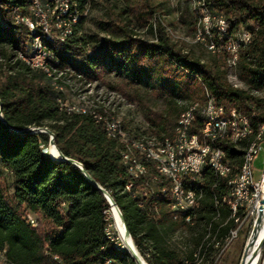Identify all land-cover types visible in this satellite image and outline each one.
Wrapping results in <instances>:
<instances>
[{
	"label": "trees",
	"instance_id": "trees-1",
	"mask_svg": "<svg viewBox=\"0 0 264 264\" xmlns=\"http://www.w3.org/2000/svg\"><path fill=\"white\" fill-rule=\"evenodd\" d=\"M197 1V7L189 6L188 10L186 5L184 11L193 18L190 20L193 32L201 31L202 38L216 45V54L202 58L177 45L155 15L161 7L157 0H124V5L116 11L115 5H107L104 16L98 20L104 32L102 37L83 31L86 12L94 0H69L70 10H77V21L72 24V34L64 41H47L58 58L52 69L69 67L89 79L97 77L99 69L102 73H124L123 92L137 101L142 99L137 87L143 84L168 94L169 101L164 108H148L145 112L151 135L129 127L133 135L159 140L171 138L179 114L193 104L196 108L192 133L198 134L209 96L215 106L220 104L222 110H229L221 116H227L232 110L248 116L252 128L249 139L260 133L262 140L264 0ZM41 2L47 8L54 5V0ZM14 9L23 15H32L30 0H0V58L4 60L0 62V250L5 261L8 264H96L108 259L110 264H137L129 251L115 242V232L107 230L112 221L103 193L77 165L55 157L50 147V155L45 151L48 133L11 129L33 126L48 128L60 151L78 160L110 193L136 248L148 264H211L212 245L208 242L200 244V260L196 261L194 250L180 256L166 241L173 231L192 228L200 222L207 224L218 239L237 226L229 208L232 198L228 192V176L218 175L205 165L201 180L186 182L187 189L199 195L197 206L190 211L193 223L174 219L169 179L159 175L149 182L150 175L155 173L150 163H146L147 174L138 179L130 176L121 161L122 142L109 137L102 122L91 112L68 111L67 104L61 106L60 94L50 85L44 70L32 69L21 58H14L18 51L21 56L25 54L29 40L27 26L14 21ZM201 9L213 16L221 15L226 30L221 32L211 24L206 31L199 20ZM132 20L147 26L153 38L138 37L130 26ZM241 30H248L250 36L240 44L233 65L235 76L244 84L237 86L227 78L229 51L225 43ZM177 97L188 98L189 102L177 105L173 100ZM94 111L102 113L101 109L94 108ZM245 144L246 139L215 141L225 151L233 174L239 169ZM7 173L11 175V192L7 189ZM145 182H148L147 187L143 186L145 193L144 190L133 192L135 186ZM28 212L34 215L35 225L28 221ZM237 215L242 216V211L238 210Z\"/></svg>",
	"mask_w": 264,
	"mask_h": 264
},
{
	"label": "bare ground",
	"instance_id": "bare-ground-1",
	"mask_svg": "<svg viewBox=\"0 0 264 264\" xmlns=\"http://www.w3.org/2000/svg\"><path fill=\"white\" fill-rule=\"evenodd\" d=\"M59 1L64 2V0ZM69 5L71 6L69 0H65V4L63 5V7H60L55 11L57 12L55 21L56 23L59 22V24L62 23V31H64L60 33V38H55V36L48 34V32L42 31V29H40L39 27V24H32V26L28 27L29 48L27 52H25V54H23L21 57L31 67L42 69L45 72H49V70L53 67L52 64H56L58 62V58L55 56L53 50L48 46L47 41L52 42L56 40V42H62L72 34V24L77 21L78 13L75 8L70 10ZM32 7H34L37 12L43 13L42 8H44V5L42 4L41 0H30V10L32 14L30 16H33ZM17 11L18 10L16 9L13 10V18L15 19V21L22 22L27 25V17L29 15H23L20 12H18L17 14ZM205 11L206 12L204 14L200 15L199 20L202 21L203 27L206 31L209 29L208 27L210 26V24H214L218 29V27H221L222 23L225 22L224 18L221 15L210 16L209 12H207V10ZM210 21L211 23H209ZM42 23L46 24L47 28H51V26H49V24L47 23V19L45 18L44 13L42 15ZM249 36L250 34L248 31L241 30L235 36V38H228L227 50L229 51L230 55L229 68L235 64L237 50L240 44L242 42H245L249 38ZM208 47L211 50L215 49V45L213 44L208 43ZM36 53L42 55L37 56L36 61L30 60V58H28V56H34ZM58 101L60 102L61 106L64 105L60 99H58ZM66 108L68 111H78L84 113L88 111L91 112L95 118L102 122V126L104 127V130L109 137L117 138L122 142L123 150L121 161L126 171L134 179H138L143 175L147 174L146 163L152 164L153 168L155 169V173L151 174L149 177V182L155 181L159 175L165 176V178L169 179V188L171 193L170 207L172 211V217L174 219H181L182 217L180 216L179 208H173L172 202L178 201V199L180 202L190 201L191 209H189V216H191V218L190 221H188L187 223H193V216L191 215L190 211L192 212V210L195 209V207L197 206L199 195H197L193 191L188 190L186 187V182H198L199 179H197L196 174H200V168H203L205 165L209 166L218 175L228 176V192L230 197L232 198L229 208L231 211V216H233L235 221L239 218V215H237L238 210L242 211V215L247 214L249 210H251L253 206L254 197L257 196L258 193V185H256V181H249L245 183V189L242 191L241 194V202H237V193H235V185L241 184L242 179L245 177L254 176L253 167H250L252 161V154L255 153V147L260 144L259 142L261 140L260 133L254 138L249 139L251 136L252 128L250 120L245 114L236 112L234 110L230 111L227 116H221V114H218V121L224 122V124H221V127L209 128L208 132H205V136H199L202 135L203 130L207 124V113H214L215 109L217 108V106H215V104L213 103L212 98L208 96L202 111V127L198 134L192 133V137H198V143H205L207 145H210L211 149L206 151V148L204 147H195L196 158H192V152L190 150H186V145L181 144V139H184L186 137L188 131L191 128L194 119V110L196 108L195 104L189 106L179 114L173 128V136L171 138L165 137L160 140L154 137L133 135L132 131L126 126H124L120 118L106 110V108L102 109V113L95 112L94 108L92 110L89 107V109H86L85 107H81L74 103L67 105ZM220 110H222L221 107ZM226 138L232 142H238L244 139L247 140V144H245L243 148L239 169L235 174H233L232 172L233 168L229 162V159L225 157V151L218 145H215L216 140ZM48 147L51 148L52 154L55 157L60 158L59 152L54 144H50ZM220 151L223 152L221 153ZM175 153L182 154L183 157L181 163L177 164V174H175V170H173L172 164L168 161L172 159V156ZM222 160H226V165H222ZM189 164H191L193 173H188ZM180 177H182L181 180ZM261 182L260 199L264 198V178L261 179ZM143 186L147 187L148 182H145ZM131 187L132 184L129 183L127 185V188L130 189ZM162 192H165V189H162ZM110 213L113 219V224L119 236L125 238L129 243L127 250L135 251L140 255L133 239L125 233L124 224L118 210L114 206L110 207ZM235 229V227L230 228L227 234H225V236H223L220 240L216 241V244L225 242L227 245V242L229 240V234H233ZM263 236L264 202L263 209L260 215V221L257 224V228L254 233V240L249 243V245H246L240 264H256V260L258 257V249L263 239ZM143 264L148 263L144 260Z\"/></svg>",
	"mask_w": 264,
	"mask_h": 264
},
{
	"label": "rangeland",
	"instance_id": "rangeland-1",
	"mask_svg": "<svg viewBox=\"0 0 264 264\" xmlns=\"http://www.w3.org/2000/svg\"><path fill=\"white\" fill-rule=\"evenodd\" d=\"M157 2L161 3V7L157 10L155 15L165 24L167 33L171 39L177 43V45L193 54L201 55L202 58H207L212 54H216V49L211 50L208 47L209 42L201 37V31L197 30L195 33L193 32L190 23V20L193 18L189 12L184 11V7L186 5L188 6V10L189 6L192 9L197 7L199 4L197 0H157ZM110 4L112 6H116L114 9L116 11L124 5V0H94L92 6L86 12V19L83 22L84 32L93 36L102 37L104 32L99 28L98 20L102 19L104 16L105 7ZM60 5V1L57 0L54 1L53 6H50L49 8H42L49 26L58 30L62 28V23H56L55 20L57 12L55 11L56 9L60 8ZM199 12L204 14L206 11L201 9ZM209 14L210 16H213V14ZM129 22L130 26L134 29L138 37L144 40L153 38V35L148 31L147 26H141L133 20ZM209 23H211V21ZM198 39L201 42H195ZM53 42H56V40ZM27 50L28 49H26V52ZM217 56L219 55L217 54ZM17 57L24 60L21 57L19 51L16 53V55L14 53V58ZM0 62H4V60L0 58ZM226 63L228 64V80L237 86H244V84L235 76L233 66L229 68V57ZM31 68L42 71L38 68ZM45 75L50 85L59 92L60 100L63 104L69 105L74 103L81 107H85L86 109L90 108L91 110L93 108L101 110L106 108V110L118 116L124 126H126L128 129L132 128L135 131L145 133L146 135H151V127L149 126V122L145 117L146 110L148 108L155 110L162 109L168 104L169 101L168 94H162L159 92L158 88H153L148 84H143L137 87L142 96L141 101L128 98L123 92V88L125 86L122 83V80L126 78V75L124 73L117 74L115 71L102 73V70L99 69L98 76L93 79H89L85 76L79 75L73 69L66 67L63 69H50L49 72H45ZM173 100L176 101L177 105H185L189 102L188 98L177 97ZM30 128L34 129L35 127L30 126ZM259 143H261V149L259 150L258 154H256L253 161V174L255 179H259L261 171L264 170V138ZM49 145L50 142L48 140L47 146L45 148V151L47 152ZM263 178L264 171L261 179ZM6 183L8 192H11V175L9 173L6 174ZM109 216L112 222L107 226V230H113L116 234L115 242L120 245V247L127 250L129 243L125 238L119 236L113 224L110 210ZM254 219L255 212L252 214L239 216L235 222L237 225L235 228L238 227L237 236L233 238L227 246L225 242L216 244V241L219 237L211 232V230L207 227V224L204 222H200L192 228H179L173 231L167 237L166 243L168 246L176 249L180 256L186 255L189 250H194V253L197 255L196 261H199V246L200 244L202 245L203 243L208 242L209 245H212L209 255L213 257L211 264H240L242 255L245 251L246 243L253 227ZM140 255L144 259L141 253ZM0 264H8L5 261L3 252L1 250Z\"/></svg>",
	"mask_w": 264,
	"mask_h": 264
},
{
	"label": "built area",
	"instance_id": "built-area-1",
	"mask_svg": "<svg viewBox=\"0 0 264 264\" xmlns=\"http://www.w3.org/2000/svg\"><path fill=\"white\" fill-rule=\"evenodd\" d=\"M60 3H61L60 7H63V5L65 4V0H64V2H60ZM32 9H33V16L27 17V25H26L27 28L29 26H32V24H39V27H40V29H42V31L48 32V34L55 36V38H60V33L64 32V31H62V28L60 30H58L56 28H47V25L42 23L43 13L37 12L34 7H32ZM18 12L19 11H17V14H18ZM218 30L221 32L225 31L226 30V23L225 22L222 23L221 27H218ZM209 44L215 45L213 42H209ZM225 47L227 49L228 40L225 43ZM37 56H42V55L36 53L34 56H28V58H30V60L36 61ZM229 63H230V61H229ZM226 111H229V110H220V104H218L214 113H207V124L203 130L202 135H199V136H205V132H208L209 128L221 127V124H224V122L218 121V114L226 113ZM193 126H195V124L192 122V127L188 131L186 137L184 139H181V144H185L186 150H190L192 152V158H196L195 157V147H204V148H206V151H208L211 149V146L207 145L205 143H198V137H192V130H194ZM262 127H263V125H262ZM260 149H261V143L255 147V153L252 154V161H251L250 167H253L254 158H255L256 154H258ZM220 152L222 153L223 151H220ZM182 160H183L182 154H177V153L173 154L172 159L168 160L172 164L173 170H175V174H177V164L181 163ZM198 163H199V161H198ZM222 165H226V160H222ZM202 170H203V168H200V174H196L197 179L201 180ZM263 171H261L259 179H255L254 176H249V177L243 178L241 184L235 185V193H237V202H241V194H242V191L245 189V183H247L249 181H256V185H258L257 196L254 197L253 206H252L251 210H249L247 215L255 212V216H256L257 208H258V205L260 204L259 203V199L261 197L260 182H261V178L263 175ZM188 173H193L192 168H191V164H189ZM181 178L182 177H180V180H181ZM132 190H134L133 192H135V193L140 191V190H144V193L146 192L145 188L143 187V183H140V186H135V188ZM172 203H173V208H179L180 216L184 219V221L185 222L190 221V218H191V216H189V209H191L190 208V201L180 202L178 199V201H173ZM26 216H27V219L30 222V224L35 225L34 215H32V213L28 212L26 214ZM237 232H238V227L234 230L233 234H229V240L227 242V245L232 241L233 238H235L237 236ZM110 263H111L110 260H104V261L99 262V264H110ZM256 264H264V236H263V239H262L261 244H260L259 249H258V257L256 260Z\"/></svg>",
	"mask_w": 264,
	"mask_h": 264
},
{
	"label": "water",
	"instance_id": "water-1",
	"mask_svg": "<svg viewBox=\"0 0 264 264\" xmlns=\"http://www.w3.org/2000/svg\"><path fill=\"white\" fill-rule=\"evenodd\" d=\"M12 130H14V131H16V132H26V131H30V130H35V131H39V132H46V133H48L49 134V142H50V144H54L55 145V143H54V141H53V136H52V132L48 129V128H46V127H35L34 129H31L30 127H25V128H22V129H16V128H11ZM55 147L57 148V150H58V152H59V157H60V159H64V160H67V161H69V162H71V163H73V164H75V165H77L81 170H82V172H83V174L85 175V177L87 178V179H89L102 193H103V195L105 196V198H106V200H107V202H108V204H109V207H115L117 210H118V212H119V214H120V216H121V218H122V221H123V224H124V228H125V233L127 234V235H129L130 236V233H129V230H128V228L126 227V225H125V222H124V219H123V217H122V214H121V211H120V209L118 208V206H117V204L115 203V201H114V199L112 198V196L110 195V193L103 187V186H101L99 183H97L90 175H89V173L88 172H86L84 169H83V167H82V165H81V163L78 161V160H76V159H74V158H72V157H67L66 155H64L61 151H60V149L55 145ZM50 155V154H49ZM263 202H264V198H261L260 199V204L258 205V208H257V213H256V216H255V219H254V222H253V227H252V230H251V233H250V236H249V239H248V241H247V243H246V245H249V243H251L253 240H254V233H255V231H256V228H257V224L259 223V221H260V215H261V211H262V209H263ZM131 237V236H130ZM129 251V253L131 254V256L135 259V261H136V263L137 264H143V259L141 258V256L137 253V252H135V251H130V250H128Z\"/></svg>",
	"mask_w": 264,
	"mask_h": 264
}]
</instances>
